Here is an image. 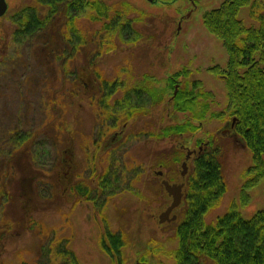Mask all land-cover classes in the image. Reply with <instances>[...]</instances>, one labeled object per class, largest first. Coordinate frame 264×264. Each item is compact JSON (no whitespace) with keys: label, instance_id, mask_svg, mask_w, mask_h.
I'll return each instance as SVG.
<instances>
[{"label":"rangeland","instance_id":"1","mask_svg":"<svg viewBox=\"0 0 264 264\" xmlns=\"http://www.w3.org/2000/svg\"><path fill=\"white\" fill-rule=\"evenodd\" d=\"M199 1L201 6L190 21L181 22L178 32L179 17L191 9L184 0H107L109 5L128 2L124 20L131 19V27L126 29L121 23L101 39L106 36L102 25L89 20L85 11L75 23L88 34L87 44L70 54L60 38L53 37L55 29L21 44L15 35L16 12L38 4V0H7L9 10L0 18V150H12L10 141L17 135L31 137L28 142L35 151L33 167L27 166L24 157L17 170L9 169L8 187L0 186L7 196L0 207V263H36L43 244L47 253V247L53 250L61 243L60 253H53L48 264H72L65 258L68 254L61 253L65 247L80 264H119V259L106 255L101 245L103 232L110 228L128 236L127 246L121 250L125 264H175L180 242L174 224L158 221L172 203L163 187L158 193V185L167 179L171 167H162L159 159L176 146L198 150L194 145L198 138L222 147L228 186L221 202L207 212L206 223H216L234 203L246 218L264 208V179L248 191L250 199L243 204L241 192L249 178L246 171L253 165L252 154L235 134H229L234 117L228 109L225 80L211 71L215 66L224 69L228 55L221 41L204 27L202 16L224 0ZM257 3L254 13L259 16L264 12V0ZM241 12L247 27L260 26L249 7ZM49 53L54 57H48ZM183 67L188 71L183 78L190 88L198 81L201 90L212 94L197 105L199 112L203 102L210 104L201 122H195L188 111L173 113L165 102L148 104L150 96L139 93L145 76L157 93L159 90L169 99L173 95L169 74ZM98 74L113 88L106 112L100 110L105 105ZM84 82L92 83L88 96ZM131 95L136 101L146 98L147 106L133 107L131 120L114 126L115 114L121 109L117 103ZM126 114L120 119H126ZM185 119L202 123L196 135L187 133L186 138L176 139L153 136ZM20 158L21 154L18 161ZM105 168L111 181L120 183L119 178L121 183L103 209L96 208L102 198L89 201L71 192L73 184L95 177L93 170ZM174 169L181 182V162ZM161 170L162 177L157 175ZM6 172H1L0 185ZM182 207L174 212L177 216Z\"/></svg>","mask_w":264,"mask_h":264},{"label":"trees","instance_id":"2","mask_svg":"<svg viewBox=\"0 0 264 264\" xmlns=\"http://www.w3.org/2000/svg\"><path fill=\"white\" fill-rule=\"evenodd\" d=\"M37 3L22 7L16 12L14 22L18 25V29L15 35L21 44L38 33L46 34V31L55 29L53 37L60 38V44L66 48L65 51L69 49L70 54H76L87 44L88 34H83L75 23L85 11L88 12L89 20L102 25L106 36H102L101 39L107 37L108 31L115 30L121 23H125L126 29L132 25L131 19L124 20L129 12L126 9L129 7L128 2L109 5L107 0H38ZM220 5L203 14V25L211 35L221 41L228 55L224 69L215 66L211 71L222 75L225 80L228 109L233 112L234 117L232 133L229 134H235L239 142L252 154L253 165L246 171L249 178L244 182L241 192L243 204H246L250 199L248 191L258 186L264 179V12L259 16L254 13L258 6L257 0H224ZM248 7L253 17L259 21V27H247L244 24L241 11ZM78 31L83 35L77 33ZM98 31L100 29L96 32ZM47 45L49 50V42L46 43ZM47 56L54 57L53 53ZM187 72L183 67L169 74V87L173 91L169 99H164L159 90L158 95L154 84L147 82L145 76L141 80L139 93L150 96L151 100L148 104L157 105L165 102L173 113L188 111L193 114L191 117L195 122H201L206 118L210 104L203 102L204 107L199 112H196L197 105H201L200 99L209 98L212 94L201 90L198 81H194L190 88L188 81L183 78V75H188ZM98 75L102 79L99 82V90L102 91V103L105 105L100 110L106 112L110 109L107 101L113 88L109 87L108 81L103 79L102 75ZM91 84L84 82L87 96ZM93 101L92 98L91 104ZM146 102V98L136 101L132 95L122 99L117 103L121 109L115 114L114 126L120 121L122 124V121L131 120L132 108H145ZM122 113H127L126 119H120ZM193 120L185 119L181 123L168 125L159 133L154 132L153 136L159 139H176L184 138L187 133L196 135L202 128V123H194ZM30 139L29 136L19 138L16 135L10 141L13 143L12 150L10 147L6 151L0 150V181L3 179L1 172L7 169L1 188L8 187L9 169L17 170L24 157L27 166L33 167L32 155L35 150L28 142ZM23 144L26 146L21 149ZM194 145L199 146L198 150L194 149L190 155L188 173L181 181L185 183L182 198V204L185 205L179 206L182 210L176 221L171 222L180 242L175 264H206L205 260L214 261L215 264H264V208L255 212L251 218H246L234 203L216 223L211 225L206 223L207 212L221 202L228 189L224 175V154L222 147L215 145L210 139L204 141L198 138ZM188 151L189 149L184 145L181 148L176 146L170 154L166 153V156L159 159L162 167H171L166 175L170 181L178 182L174 166L187 160ZM19 154H21L20 161H18ZM109 172L106 168L100 171L93 170L92 173H96V176L85 177L82 181L73 184L70 188L71 192L80 199L86 198L89 201L97 202L102 198L100 201L102 204L98 203L96 208L103 209L105 201L117 193L116 190L120 188L121 183L119 178L116 180L120 183L115 184L111 181L107 177ZM95 183L97 186L94 187ZM162 187V184L158 185L160 190L158 193L162 191ZM6 199L4 191H0V207H4L3 202ZM103 234L101 245L106 255L114 260L119 259V264H125L121 250L127 246L128 236L120 231L112 232L110 228H106ZM60 245L61 243H58V248L55 247L53 250L47 247L46 253L43 244L37 262L32 264H48L53 253L55 255L60 253ZM61 253L68 254L65 258L72 264H80L78 258L74 257L71 251L66 250V247Z\"/></svg>","mask_w":264,"mask_h":264},{"label":"water","instance_id":"3","mask_svg":"<svg viewBox=\"0 0 264 264\" xmlns=\"http://www.w3.org/2000/svg\"><path fill=\"white\" fill-rule=\"evenodd\" d=\"M9 4H7V0H0V18L5 16V14L8 12ZM192 154L191 151L187 153V159L190 158V155ZM183 170L181 172V176L185 177L188 173L189 166H187V162H184L182 164ZM159 175H163L162 171L158 172ZM162 185L164 189L166 190L167 194L171 197L172 203L168 206L166 211L162 212L159 215V222L161 224L169 223L171 221H175L177 219V215L173 214L174 211L179 208V206L182 204L183 196H184V183H171L169 180H163Z\"/></svg>","mask_w":264,"mask_h":264},{"label":"flooded vegetation","instance_id":"4","mask_svg":"<svg viewBox=\"0 0 264 264\" xmlns=\"http://www.w3.org/2000/svg\"><path fill=\"white\" fill-rule=\"evenodd\" d=\"M150 1V0H149ZM184 1H186V3L189 5V6H191L190 8V11H188V13H185V14H182L179 18L181 19L180 21H179V24H178V28H179V31L178 32H180L181 31V22H183V21H190L191 19H189V18H191V14L194 12V11H196V10H198V8H199V6H201V4L199 3L200 1L199 0H184ZM185 16V17H184ZM186 17H188V18H186ZM126 126H127V124L125 123V125H124V129H126ZM121 135V134H120ZM119 134L118 135H116V136H120Z\"/></svg>","mask_w":264,"mask_h":264}]
</instances>
